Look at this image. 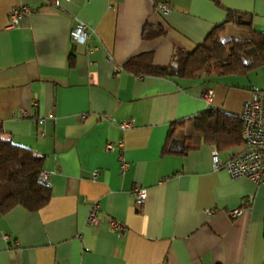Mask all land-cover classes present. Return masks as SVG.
<instances>
[{"label": "crops", "instance_id": "crops-1", "mask_svg": "<svg viewBox=\"0 0 264 264\" xmlns=\"http://www.w3.org/2000/svg\"><path fill=\"white\" fill-rule=\"evenodd\" d=\"M219 2L0 0V123L14 143L43 155L42 171L51 172L46 205L0 212V264H264V183L214 168V147L192 126L211 104L239 115L245 100L264 95V65L194 79L124 67L144 53L165 67L227 10L251 14L253 28L264 31V0ZM23 5L30 11L8 27L10 8ZM77 22L90 31L84 45L70 35ZM145 26L165 32L145 39ZM124 120L127 128L119 126ZM182 120L164 152L170 124ZM135 185L146 188L143 204ZM234 207L242 212L230 217Z\"/></svg>", "mask_w": 264, "mask_h": 264}, {"label": "trees", "instance_id": "trees-1", "mask_svg": "<svg viewBox=\"0 0 264 264\" xmlns=\"http://www.w3.org/2000/svg\"><path fill=\"white\" fill-rule=\"evenodd\" d=\"M221 5L219 0H213ZM222 6V5H221ZM227 25H234L248 33V39L221 38ZM164 29L145 26L142 37L153 39ZM150 53L138 54L124 63L129 71L194 79L201 75H244L264 65V31L252 26L249 13L227 10L222 23L217 24L205 39L190 51L175 50L165 67L154 66ZM184 120L173 122L168 129L165 147ZM192 126L203 141L216 151H228L243 143L242 121L239 115L210 107L192 117ZM44 156L32 149L14 143L0 123V212L15 206L29 211L42 208L51 196L50 185L39 179Z\"/></svg>", "mask_w": 264, "mask_h": 264}, {"label": "built area", "instance_id": "built-area-1", "mask_svg": "<svg viewBox=\"0 0 264 264\" xmlns=\"http://www.w3.org/2000/svg\"><path fill=\"white\" fill-rule=\"evenodd\" d=\"M157 8L163 12L170 9L167 2H160ZM27 6H13L8 12V27H15L18 24L22 14L29 12ZM71 38L75 42L84 45L90 37V31L82 22H77L71 30ZM212 91H206L203 99L207 104L211 103ZM212 107V104L210 105ZM242 121V139L243 147L237 151H230L225 157L218 156V152L212 151V165L214 168L223 167L230 178L246 177L254 183H264V95L253 99L245 100L239 114ZM84 117V115H82ZM38 122H42L40 118ZM130 120L122 121L119 126L127 128L130 126ZM120 145V144H119ZM107 150H113L114 146L110 142L106 144ZM120 158V156H119ZM126 162L122 163L125 168ZM51 172L41 171L39 179L47 182ZM133 193L138 204H143L146 199V188L135 185ZM213 208L206 210L208 215L214 213ZM241 209L234 207L227 211L230 217H236L241 214ZM98 221V202H92L89 213L87 215V223L95 226ZM111 225L117 230H124V225L120 222L112 221Z\"/></svg>", "mask_w": 264, "mask_h": 264}, {"label": "rangeland", "instance_id": "rangeland-1", "mask_svg": "<svg viewBox=\"0 0 264 264\" xmlns=\"http://www.w3.org/2000/svg\"><path fill=\"white\" fill-rule=\"evenodd\" d=\"M230 27L227 28V31L223 32L222 34V37L225 39L230 38V37H236L239 39V37H242V34H243V37H245V39H248V33L242 29V28H238L236 26H233V25H229ZM240 39H243V38H240Z\"/></svg>", "mask_w": 264, "mask_h": 264}]
</instances>
